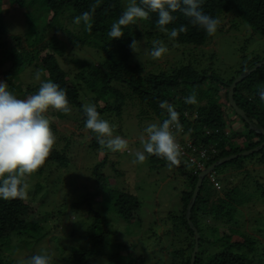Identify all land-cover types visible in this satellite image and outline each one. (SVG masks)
<instances>
[{
    "label": "trees",
    "instance_id": "obj_1",
    "mask_svg": "<svg viewBox=\"0 0 264 264\" xmlns=\"http://www.w3.org/2000/svg\"><path fill=\"white\" fill-rule=\"evenodd\" d=\"M8 1V2H7ZM13 5L15 8L24 9L27 6H34V11L26 13L27 29L25 35L13 37L12 39L17 42L18 46H21L25 36L28 35V45L32 47L33 55L28 58H24V55L17 53L16 50H12L4 58L0 60V69L7 65L6 71L0 74V78L4 79L9 85L11 92L18 91L20 94L33 95L35 94L40 85L33 86L29 90L24 87L14 85L8 79V74L19 70V68L31 64L33 60H37L36 66L40 69V73L45 77V81L51 80L54 83L60 85L61 88L66 89L67 97L71 108H79L83 113L82 96L85 98L83 90L90 92V100L98 107H101L98 112L100 114L105 112L116 111L121 113L122 109L126 105L128 98L133 99V95L128 92L122 93L117 89H113L111 83L114 81L122 82L125 86L133 90V93L138 96L140 104H146L153 111L156 112L160 119H166L167 114L165 110L161 109L160 103L167 101L175 106L176 110L180 113V123H188L193 125L195 133H202L204 127L224 128L228 123L232 128L230 137L223 136L220 140V152L218 155L213 156L208 164H212L219 159L230 156L233 154L241 153L247 150H251L259 146L264 141V135L256 133V129L264 130V100L259 97V92L264 91V66L258 68L253 73L249 74L242 82H240L234 91V99L238 106L246 112L251 125H247V130L237 132L238 128L232 126V122H225L226 112L218 105V99L212 96L211 89L206 90L203 94H198L197 98L200 101H204L203 105L198 108H194V105L186 104L184 98L188 92V86L191 84H202L204 80L208 79L214 81L218 85L225 84L229 87L228 81L226 84L223 78H219L214 73H210V77L206 78L209 74L204 71L199 73L191 66L183 67L180 70L172 71V75L160 73L159 75H150L148 82L149 86H145L146 80L137 75L139 66L137 64H130V58L132 56V50L129 47L132 40L135 39L138 43L143 37L157 38L169 37V35L156 26L158 15L156 13H150V19L141 20L136 24H130L123 28L124 36L121 39H113L107 36V32L110 29L112 23H114L121 13L124 11L123 0H100L99 5L96 8L93 20L91 32L85 30V25L81 22L79 25L74 23V18L81 15L85 11L90 10V6L97 3V0H0V34L5 31V25L3 17L7 14L8 9H4L7 4ZM39 5L38 8L36 6ZM43 9L47 13H52L53 17L47 22L46 27L48 29L53 28L55 25L54 19L58 16L62 17L66 9H69L72 13L69 16V21L74 24L75 27L68 29V26L57 27L58 31L65 32L67 40L73 45L78 47H88L96 49L104 54V60L101 67L97 65L91 66L86 60H76L77 67L82 70L77 72L75 78L65 71L59 64L58 56L62 55V46L59 45V37L57 34H53L49 39H45V31L39 32L38 25L40 24V17L43 14ZM202 10L212 15L215 18L220 19L223 15H234L236 18L242 19L255 34L261 35L264 38V0H204ZM177 16V20L168 26L171 29L173 27L179 28L180 25H185L188 29L187 33H181L177 38L173 39L180 46L193 45L200 47L205 45L209 40L213 38L206 34V32L198 26H193L189 23V18L185 17L182 13H173ZM70 27V26H69ZM83 28V29H82ZM144 32L145 35L142 33ZM170 38V37H169ZM48 51V52H46ZM46 52L43 56L41 53ZM262 59L254 58L248 61L245 69L252 68L258 64ZM244 69V68H243ZM242 69V70H243ZM244 69V70H245ZM241 70V71H242ZM241 73V72H240ZM239 73V74H240ZM85 86V89H84ZM180 89L181 95L178 90ZM30 93V94H29ZM87 94V92H86ZM179 94V96H178ZM194 106V107H193ZM189 108H191L189 110ZM190 111L189 119L184 116L185 111ZM72 111V109H71ZM198 114L197 119L192 122L193 113ZM148 112L142 111L141 115ZM71 113V112H70ZM69 113V114H70ZM58 117H65L66 115L57 112ZM84 114V113H83ZM68 115V114H67ZM228 119V118H227ZM162 120V121H163ZM253 120H256L255 122ZM85 122V118H84ZM84 126V123H82ZM253 127V129H251ZM246 132L249 133L246 135ZM94 136V134H92ZM255 135L256 140H251L248 136ZM95 138V136H94ZM234 138H242L243 140L239 146L236 144ZM218 137L206 138V142H214L218 140ZM96 140V139H95ZM98 146V142H94ZM69 143H66V146ZM244 146V147H243ZM243 147V148H242ZM255 154V153H254ZM249 155L253 162L258 164L264 163V148L255 156ZM154 163H166L164 159L149 156ZM243 158L234 159L224 165L223 167L235 166L240 169L246 170L245 162ZM239 161V162H238ZM104 161L101 162V164ZM256 163V164H257ZM100 164V165H101ZM69 166V158L67 153L63 150H58L57 145L54 146L51 155L46 161L45 165L39 170L54 167ZM180 171V174L185 176L188 180L189 186L181 193V209L175 216H167L174 222L175 231L182 233L185 231L186 237L179 243V248L173 251L170 255V264H190L191 255L194 249L195 234L190 227L186 218V212L188 204L192 198L193 191L195 189L198 172L186 167L183 163L175 167ZM220 168H216V173L220 174L217 178L216 184L209 185L211 194L205 197L202 193L203 185L196 199L191 212V221L194 227L197 229L199 239V252L197 253L196 264H263L264 254L257 255L255 251V236L242 231L239 227L243 223L244 215L254 211L257 203L264 204V188L259 182H256V189L260 190V201L256 199H250L244 192L241 195L240 187L233 186L230 181H227L226 177L219 171ZM250 171V170H249ZM97 175V173H95ZM102 175H98L97 180L102 182L99 186L92 188L86 195L83 194V200L81 202H74L75 208H81V205L87 203L88 199L98 196L101 198L103 204L104 201L110 203V207L106 208L110 212L116 213L121 220L126 222L127 225L138 223L142 221L141 214V201L133 194L122 190H110L106 181L103 180ZM39 186V185H38ZM42 188V185L39 186ZM215 188V189H214ZM263 188V189H261ZM96 192L94 195L92 193ZM33 201H21L19 199L5 201L0 199V264H15L11 256H7L2 252L5 246L11 243H16L19 248L22 245H32L34 241H41L45 234L43 232V226L37 221L29 219L28 214L35 212ZM102 209V208H101ZM259 217L263 218L261 225H254L258 230H261L264 226V208L258 211ZM209 217L216 223H234L238 229H219L217 226L206 227L203 224V218ZM107 220L106 214L103 209L100 210L93 220L86 226L87 232L81 237L83 241H93L91 247H87L82 244L73 246L70 249V253L66 260H69L70 264H93L92 259L99 256L106 251L103 248L102 241L106 240L109 235V230H105L103 227V221ZM207 220V219H205ZM204 231H210L214 238L208 240L204 237ZM111 232V231H110ZM20 243H23L20 245ZM184 243L187 245L184 247ZM213 246L220 244L218 249L213 251L205 250L204 245ZM118 247V246H117ZM63 249L62 251H64ZM8 257V258H7ZM121 256L119 253H110L109 258L112 264H144L145 258H132L127 263L121 262ZM124 257H127L124 256ZM182 258V259H181ZM207 259V260H206Z\"/></svg>",
    "mask_w": 264,
    "mask_h": 264
},
{
    "label": "rangeland",
    "instance_id": "obj_2",
    "mask_svg": "<svg viewBox=\"0 0 264 264\" xmlns=\"http://www.w3.org/2000/svg\"><path fill=\"white\" fill-rule=\"evenodd\" d=\"M7 2V5L3 7L8 9V12L3 17L5 31L0 34V60L3 56L6 58L9 52L14 49L17 53L23 54L24 58H28L33 55L32 47L27 44L29 36H25L21 46H18L12 38L25 35L28 27L26 13L34 11L35 7L27 6L24 9H18ZM129 3L130 0H123L124 10ZM38 7L39 5L36 6V8ZM71 14L70 10L66 9L62 17L58 16L57 19H54L53 28L48 29L46 24L51 20L53 14L47 13L43 9L38 30L42 32L46 28L45 39L57 34L59 45L62 46V55L58 56L59 64L73 79L77 72L82 71L76 65L77 59L86 60L91 66L101 67L104 54L93 48L73 46L67 40L66 33L56 29L65 25L72 30V27L75 26L69 21ZM219 20L220 25L213 38L200 47L180 46L169 37H160L159 39L143 37L137 45V53L132 52L130 64L139 66L137 75L148 77L143 78L146 80L145 86H149L150 75L156 76L160 73L172 75V71L187 66H191L199 73L208 72L206 78H212L210 73H214L219 78H223L226 84L232 79L233 82L239 73L244 71L248 61L258 57L264 60V38L255 34L242 19L236 18L234 15H223ZM140 22L139 25H141ZM142 34L145 35L144 32ZM157 40L163 42L168 48V52L159 60L153 59L150 55L153 42ZM46 52L41 53V56ZM36 64L37 60L35 59L31 64L20 67L15 75L13 72L7 73L8 79L12 84L24 87L26 90L40 85L42 81H45V77L41 75L39 81L35 79V73L40 71ZM6 68L7 65H5V69L1 68L0 74L3 69L6 71ZM0 81H4V79L0 78ZM231 83L228 85L230 86ZM111 86L124 94L130 92L133 95V99L128 98L126 100L128 102H126L121 113L109 111L101 114L102 118L115 125L114 135L122 136L128 141V150L112 152L106 148H101L99 144L97 146L94 143L96 140L92 133L85 131L82 125L85 117L79 108H71V113L62 118L58 117L56 111H49V115L52 117L51 126L57 137V148L67 153L70 165L67 167L54 165L50 169L38 171L29 178L30 191L27 200L34 202L35 212L27 216L29 219L41 223L45 237L40 242H32V245L24 246L23 243H20V245L23 244L21 248L14 242L5 246L2 252L7 256L10 255L11 258L9 259H12L15 264H23L26 258L43 253L53 255L52 264H70L66 258L69 256L71 247L79 245V241L87 247H91L93 244L94 240L86 242L81 237L87 232L86 226L102 209L107 218L103 221V227L105 230H109V235L105 241H102L106 251L93 258V264H112L109 255L115 252L123 256L121 258L122 263H127L130 256L132 258L144 256V264H170L172 257L170 255L179 248V243L182 242L179 239L186 237L185 231L182 230V233L175 231L174 222L167 216H175L181 209V193L188 188V180L184 178L183 174H180L177 168L169 169L166 163H154L149 157L143 164L133 163L135 151L141 149L140 137L143 135L144 128L150 123H161L163 119H160L156 112L147 107L146 104L141 105L138 96L122 82L114 81ZM187 88L188 92L185 97L193 90L198 96V94H203L206 90L211 89L212 96L218 99V105L226 112L225 117L228 119L225 118V122L230 120L232 126L238 128L237 132L247 130L246 124H252L230 106L228 100L229 87L225 84L217 86L216 82L206 79L202 84H191ZM8 91H10L9 85ZM83 92L88 95L85 98L82 96L83 104L91 103L88 102L91 101L90 92L85 90ZM178 92L180 95L182 94L180 89ZM11 93L18 99H26L30 96L20 94L18 91ZM197 100L198 103L194 105L195 107L193 106L194 108L203 105L205 101H200L198 98ZM100 108L98 107L97 110ZM147 110L146 114L141 115L142 111ZM186 112L190 113L188 110ZM195 116L198 114L194 112L193 118ZM248 134L246 132V135ZM248 137L251 140H256V142L259 141L255 135ZM233 141L242 146L241 142L246 140L234 138ZM66 143L69 145L66 146ZM240 158H243L242 161L246 164V170L235 166H219L217 168H220V173L222 172V175L233 186L243 189L241 195L245 192L250 199L257 198L260 201L258 196L260 190L256 189V182L262 184L264 188V163L258 164L257 159L256 162H253L250 156ZM102 161L104 162L101 164ZM99 174L103 176L101 178L106 181L110 190L126 191L141 201V222L127 225L116 213L105 210L110 207V203L104 201L102 204L99 197L101 194L95 196L96 192L92 193L94 197L88 199L87 203L81 205V208L74 207V202L83 200V194L86 195L92 188L102 183L97 180ZM217 178L214 182L207 178L203 182L202 193L205 197L211 194L209 185L216 184ZM38 185H42V188H39ZM261 208H264V204L257 203L253 212L244 215V221L239 227L242 231L255 236L257 255L264 254V226L262 225L261 230L254 226H260L261 221H263L258 213ZM203 219V224H206L207 228L217 226L216 228L219 229H238L234 223H216L209 217ZM204 237L212 240L214 235L210 231H204ZM207 244L209 243L204 245L206 251H213L220 247V244L206 247ZM186 245L184 243V247ZM63 249L65 250L62 251ZM126 255L127 257H124ZM262 262L264 264V259Z\"/></svg>",
    "mask_w": 264,
    "mask_h": 264
},
{
    "label": "clouds",
    "instance_id": "obj_3",
    "mask_svg": "<svg viewBox=\"0 0 264 264\" xmlns=\"http://www.w3.org/2000/svg\"><path fill=\"white\" fill-rule=\"evenodd\" d=\"M99 2L97 0L89 11L76 16L74 23L79 25L83 22L85 30L91 32ZM203 3L204 0H130L119 18L112 23L107 36L110 40L121 39L125 34L124 27L148 20L150 13H156L157 28L167 33L170 39H175L188 31L185 25L171 29L166 27L177 20V16L173 14L176 12L189 18V23L203 29L207 35H215L220 20L205 13L202 10ZM137 45L138 41L133 39L129 47L137 53ZM167 52L166 45L157 40L153 42L150 55L159 60ZM35 79H41L40 71L35 73ZM259 97L264 100V91L259 92ZM184 102L196 105L197 93L193 90L184 98ZM160 107L165 110L167 118L161 123H150L144 128L140 137L141 149L135 151L133 163L143 164L149 156H155L164 159L169 169L182 163L187 167L189 161L184 159V149L177 138V132L182 130L180 113L167 101H162ZM50 110L64 115L71 112L67 91L59 84L51 80L42 81L35 94L26 99H18L8 91V84L0 81V199L26 201L29 198V178L45 165L57 142L51 126ZM82 110L85 117L84 129L94 134L101 148L112 152L128 150V141L122 136L114 135L115 125L101 117L95 104H84ZM215 170L206 178L210 180L209 175L216 173ZM52 261V254L43 253L26 258L23 264H52Z\"/></svg>",
    "mask_w": 264,
    "mask_h": 264
},
{
    "label": "built area",
    "instance_id": "obj_4",
    "mask_svg": "<svg viewBox=\"0 0 264 264\" xmlns=\"http://www.w3.org/2000/svg\"><path fill=\"white\" fill-rule=\"evenodd\" d=\"M184 116L189 119L190 114L185 111ZM197 119L195 116L192 122ZM182 130L177 132V138L184 149V159L189 161V167L195 172L204 171L210 164L208 162L213 156L220 152V140L223 136L230 137L232 133L231 126L226 123L224 128L204 127L202 133H195L193 125L188 123H181ZM218 137L214 142H206V138ZM217 174L213 172L209 175L211 181H215Z\"/></svg>",
    "mask_w": 264,
    "mask_h": 264
},
{
    "label": "water",
    "instance_id": "obj_5",
    "mask_svg": "<svg viewBox=\"0 0 264 264\" xmlns=\"http://www.w3.org/2000/svg\"><path fill=\"white\" fill-rule=\"evenodd\" d=\"M264 65V60H261L258 64H256L255 66H253L252 68H247L244 71H242L235 79L234 81L231 83V85L229 86V92H228V100H229V104L230 106L243 118H245L247 121H250L249 118L246 115V112L244 110H242L238 104L236 103L235 99H234V91L236 86L242 82L249 74L253 73L254 71H256L258 68L262 67ZM244 120V119H243ZM256 133H261L262 135H264V130L263 129H256L255 130ZM262 148H264V141L263 143H261L259 146L251 149V150H247L241 153H237V154H233L230 156H225L221 159H219L218 161L212 163L210 166H208L207 169H205L204 171L200 172L198 175V180L195 186V189L193 191V195L192 198L188 204V208H187V212H186V218L188 220V223L190 225V227L193 229L194 234H195V243H194V249L191 255V261L190 264H196V258H197V253L199 252V239H200V235L197 231V229L194 227L192 221H191V212L193 209V206L196 202V199L198 197V194L200 192L201 186L204 182V180L206 179V176L213 170H215L217 167L222 166L234 159H238L240 157H245V156H249L252 155L254 153L259 152Z\"/></svg>",
    "mask_w": 264,
    "mask_h": 264
},
{
    "label": "crops",
    "instance_id": "obj_6",
    "mask_svg": "<svg viewBox=\"0 0 264 264\" xmlns=\"http://www.w3.org/2000/svg\"><path fill=\"white\" fill-rule=\"evenodd\" d=\"M256 162V161H255Z\"/></svg>",
    "mask_w": 264,
    "mask_h": 264
}]
</instances>
